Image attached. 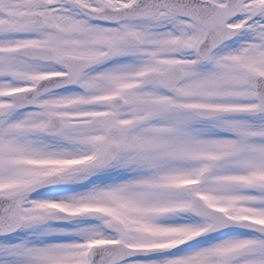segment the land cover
I'll return each instance as SVG.
<instances>
[{"label": "snow or ice", "instance_id": "6c2138e0", "mask_svg": "<svg viewBox=\"0 0 264 264\" xmlns=\"http://www.w3.org/2000/svg\"><path fill=\"white\" fill-rule=\"evenodd\" d=\"M0 264H264V0H0Z\"/></svg>", "mask_w": 264, "mask_h": 264}]
</instances>
